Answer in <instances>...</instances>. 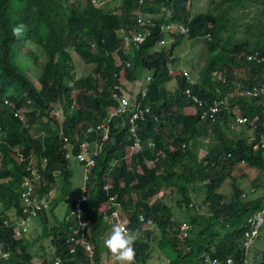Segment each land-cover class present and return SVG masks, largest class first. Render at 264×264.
<instances>
[{
  "label": "trees",
  "instance_id": "obj_1",
  "mask_svg": "<svg viewBox=\"0 0 264 264\" xmlns=\"http://www.w3.org/2000/svg\"><path fill=\"white\" fill-rule=\"evenodd\" d=\"M63 1L0 0V245L11 252L9 263L54 264V259L59 258V264H87L89 259L81 247H76L73 254L68 252L69 238H78L80 233L86 232V240L89 239L94 246L96 257L93 262L105 264L104 260L101 262L99 235L112 227L107 226L103 216H111L115 211H119V218L126 222L130 231L140 232V239L134 245L137 261L145 263L151 245L150 240L143 238L150 237L151 229H156L159 234L155 239L156 246L177 251L171 264H204V254L221 259L230 256L240 263L244 256L241 239L247 229V219L263 205L264 183L258 181L256 185L263 186V194L252 199L242 196L244 190L238 184H232L229 202L214 190L233 168L243 171L241 163L258 171L264 169V147H254L259 132L254 130L246 137L230 140L221 125H213L218 142L200 157L198 150L191 149L190 144L192 139L209 132V121L202 120L206 125L201 128L197 124L201 122L197 113L194 116L184 113V106L191 105L184 95L189 86L187 78L170 74L168 67L185 36L191 40L201 38L207 54L194 93L201 98L230 96L228 101L232 109L250 119L256 117L259 124L264 117V98L250 100L232 97V94L238 86L246 89L264 80V43L257 38L254 41L234 39L229 33L231 28L226 26L228 19L224 12L206 11L191 17L189 6L192 0H143L141 11L150 28L149 33L137 47L123 49L116 33L117 13L93 4L88 10L78 5H69L66 10ZM223 1L254 5L252 0ZM257 5L264 11V1ZM162 6L165 7L163 11ZM119 9L125 15V21L120 25L125 33H130L136 26L137 0H120ZM171 21L183 23L189 33L177 34L175 43L156 49L158 25ZM19 23L26 25V31L17 39L11 29ZM258 24L256 22L258 30L264 28L262 23ZM70 50L93 66V81L89 76L74 77ZM23 51L27 62L20 61ZM115 51L119 52L121 64L114 63ZM253 52L263 61L248 60V54ZM40 58L43 64L38 68ZM126 61L130 68L125 66ZM25 63L27 68H24ZM32 68H38L37 86L25 72ZM136 69L150 74L149 81L144 76L142 78L141 88L148 94L140 100L142 106H149L148 112L132 123L128 118L130 109L113 117L108 123L105 139L100 130H88L102 122L107 111L116 105L111 91L115 84L119 85L121 70L125 81L130 82L134 80ZM174 80L177 89L167 92L166 85ZM99 82L102 84L100 92H91L98 88ZM120 86L123 88V83ZM5 97L11 104H4ZM98 103L102 104L101 107L95 106ZM78 104L84 105L85 110L76 116ZM22 108L27 126L14 116L15 111ZM223 118L226 122L224 112L217 115L218 121ZM40 124H51L53 133L47 138L34 137L31 131ZM130 125H133L132 132ZM60 130L67 141L72 142L73 151H78L80 142L85 141L94 163L87 166L85 181L90 179V183L86 202L81 204L79 211L75 210L74 199L81 192L79 187L74 198L69 196L63 218L57 219L53 210L59 200L68 197L70 188L69 158L64 156L67 147L59 138ZM133 137L137 138L138 147L130 153L128 162L125 147H130ZM235 143L237 147H233ZM94 150L98 152L94 153ZM32 155L37 160L30 165ZM54 162L63 169V177L58 194L49 199L52 189L56 193L54 176L59 168H50ZM24 177L33 178L37 197L28 207L34 212L29 220V231L26 236H19L15 219L22 210L19 192ZM173 178L182 185L173 189ZM202 179L208 180L206 191L210 214L206 225L195 234L192 226L197 221L191 216L188 234L194 235L181 240L178 238L181 221L176 218L171 205L165 203L164 197L179 193L180 197H175L176 206L189 212L193 204L187 195V187L192 186L189 189L196 191L195 185ZM110 197H114L113 203H108ZM139 216L143 221L150 220L152 227L142 228ZM37 217L40 230L31 227ZM81 219L88 224L82 229L78 223ZM31 233L36 234L32 240ZM259 264H264V250Z\"/></svg>",
  "mask_w": 264,
  "mask_h": 264
},
{
  "label": "rangeland",
  "instance_id": "obj_2",
  "mask_svg": "<svg viewBox=\"0 0 264 264\" xmlns=\"http://www.w3.org/2000/svg\"><path fill=\"white\" fill-rule=\"evenodd\" d=\"M254 2V5L251 6V3L246 2L245 6L243 5H237L232 4L233 1H223V0H192L191 5L189 6L190 10V16L192 17L194 14L202 13L206 11H212V13L216 14L219 11L224 12L226 15V18L228 21L226 22V26H228L229 33L234 39L237 40H245L248 39L250 41H254L256 38L259 39L261 43H264V28L261 30H258L256 28V22L258 25L262 23L264 27V11H262V8L257 5L259 1L264 0H252ZM240 3V2H238ZM91 4L98 5L100 7H103L104 9H110L112 12L117 13L118 15V26L116 33L118 36H121L123 34V27H121V23L125 21V15L122 13L121 9H119L120 0H64L63 5L65 9L69 7V5H78L81 8L89 9L91 7ZM165 10V8H164ZM260 28V26H258ZM258 35L256 36V34ZM226 35V34H225ZM155 47V46H154ZM160 46H156V49H159ZM26 50V49H25ZM24 50V51H25ZM24 51L22 52V57L20 58V61L27 62V57L24 54ZM206 47L205 43L201 38H193L192 40L189 39L187 36L181 41L179 46L176 48L174 53V59L173 61L169 62V66L173 68V70L178 73L182 70H189L191 73V76L193 78L198 77V73L202 65L204 64L205 58H206ZM70 56H71V62L72 67L71 70L74 73L75 78L85 77L89 76L91 77V80L93 81V74H92V68L93 66L90 64H87L84 62L78 55H76L72 50H70ZM115 56V57H114ZM118 51L113 52V58L114 63L117 65L119 63L118 59ZM38 62V61H37ZM43 64V59L40 58L37 67H41ZM1 65V63H0ZM28 65L25 63L24 68H27ZM131 65L127 68H130ZM38 68H32L30 71L25 70L27 76L30 78V80L33 82L34 85L37 86L36 77L38 72ZM147 74L146 70L143 69H136L134 73V80L127 82L125 81V77L123 74V70L120 72V80H123V90L124 94L128 97L130 105L133 103V100H137V96L139 95V92L141 90H144L141 88L143 81V75ZM98 88L93 89L91 92L93 93H99L102 88L101 82L98 83ZM254 86V85H252ZM247 87L248 88H251ZM167 92H174L177 89V85L175 81H171L166 85ZM241 87H237L235 90V93L232 94L233 96L241 97L244 99H247L241 95V93L246 90ZM83 91V90H81ZM229 97H226L228 100ZM264 98V96H262ZM253 100V99H250ZM4 104H11V102L5 97ZM101 103L96 104V107H101ZM92 108V107H90ZM56 111H59V107L55 106ZM78 114L76 116H79L81 114V111L85 110L84 105L78 104ZM184 113L186 115H196L195 109L190 106L189 104L184 106L183 108ZM15 117H18L25 126H27L26 123V116L22 109H18L14 113ZM225 118H227V121L224 122V118L221 120H215V121H209V132L207 134H200L198 138L192 139V143L190 145L191 149H196L199 152V156L201 157L204 155L208 150H210L217 142L218 139L216 137L215 129L212 128L213 125L216 127L221 125V129L226 134V138L230 140H235L237 137H246L250 133L254 132L255 129L251 128L250 125H237L236 122L235 126H233V120L232 116L225 114ZM54 121V119H53ZM232 121V122H231ZM55 122V121H54ZM197 123V122H196ZM198 125H201L200 127L203 128L206 125V122L198 121ZM56 125V124H55ZM52 125L46 126L44 124L37 125L33 131H31L32 135L34 137H49L52 132ZM156 129L162 130V127H157ZM212 129V130H211ZM54 136V135H53ZM63 132L62 130L59 131V138L64 143L63 145L67 148H72V142H68L67 140H63ZM195 138V137H194ZM87 144V143H86ZM88 146V144H87ZM86 146V149H87ZM238 144H234L233 147H237ZM94 149V148H93ZM134 147L130 148L128 145L125 147V156L127 158V161L129 162L130 159V153L134 151ZM98 152V151H96ZM230 156H232V153H229ZM16 157L18 158V154L16 153ZM30 165L34 164L37 160V157L35 155L31 156ZM21 158V157H20ZM113 160V159H112ZM111 161L110 163H112ZM45 163V160L43 161V164ZM244 170L241 172H238L237 168H233L230 172L226 174V176L221 181L220 186H218L214 191L217 193H221L224 195L223 200L225 202H229L231 200V191H232V184H238V186L244 190V195L246 199L249 198H256L258 196H261L263 194V186H257L258 181L261 183H264V169L263 170H256L254 167L249 166L247 163H241L240 164ZM67 167L70 170V178H69V194L67 195L65 199L59 200L54 208V214L57 219H62L65 215L64 212L66 210V207L69 204V196H72L74 198L76 196V191L79 190V187L81 188V191L85 198H82L79 202V205L86 202L88 194H87V185L90 183V179L85 181V177L87 176L88 170L87 165L85 164V161H76L75 159H69L67 163ZM50 168H59L57 174H55L54 178L57 181L56 182V193L52 189L49 192V199L53 198V196H56L59 191V184L61 183V179L63 177V169L59 166L57 162H54L51 164ZM206 171V170H205ZM35 171L33 170V173ZM238 172V173H237ZM29 178V177H24ZM22 179V181H23ZM21 181V182H22ZM207 179H202L198 181V184L196 183L195 188L196 191H192L189 188L192 186L185 185L188 190V196L191 198V203L193 206H191V209L189 212L181 211L175 203V197H180L179 193H174V195H171V197H164L165 203L170 204L171 208H173V212L175 213L176 218L180 221L191 220V216L194 217L197 221L195 225L192 226V230L194 228V234L196 231L200 229V227L206 225L207 217L209 216L210 212L207 206V191H206V183ZM20 182V184H21ZM173 184L174 188L176 189L179 185H182L181 181L173 178ZM184 184V182H183ZM70 191V189H72ZM252 188H256L252 189ZM251 189V192H249ZM264 206V201L263 205ZM262 207L257 209L255 212L259 211ZM108 208V207H107ZM106 208V210H107ZM53 217L49 215V219H52ZM53 221V219L51 220ZM186 222V221H183ZM79 226L81 228H85L88 226L87 221H83L82 219L78 222ZM38 225V226H37ZM35 226L36 230H40L41 226L39 224V217L35 218L33 220V223L31 224V227ZM151 227V226H150ZM34 228V227H33ZM264 229V227H263ZM263 229L260 232L259 238L254 241L252 244L247 258L249 264H259L261 254L264 250V233ZM110 231V228H107L106 231H101V234L99 235V252L101 257V262L104 260L105 264H118V262L114 261L110 253H108L107 249L104 247L103 241L105 239V234ZM151 236L147 238H143L144 240H150L148 243L151 245L150 250L148 251V254H146L145 263H142L141 261H137L135 258V264H167L170 261L173 262L174 255L177 251L173 249H159L155 244V239L159 237V234L157 233L156 229H151ZM194 234H190V237H192ZM30 240H32L33 237L36 236V234L31 233L30 234ZM26 236V235H25ZM45 241V239H44ZM45 243V242H44ZM36 248V246L33 247V249ZM187 248V247H186ZM169 250L173 252H169ZM88 253H92V257L89 259L87 264H90L94 261V258L96 257L94 252V246L88 239ZM174 264H177L174 262Z\"/></svg>",
  "mask_w": 264,
  "mask_h": 264
},
{
  "label": "built area",
  "instance_id": "obj_3",
  "mask_svg": "<svg viewBox=\"0 0 264 264\" xmlns=\"http://www.w3.org/2000/svg\"><path fill=\"white\" fill-rule=\"evenodd\" d=\"M138 9L135 14V23L136 28L132 30L130 33H125L120 36L121 39V45L123 48H129V47H136L138 44H140L145 36L149 33V28L147 27L145 21L142 17V12L139 8L140 5H142V1L138 0ZM164 9V7H162ZM158 33L159 38L157 40L158 45H165L168 43H174L177 41V34H188L189 28L184 25L183 23L177 22V23H162L161 25H158ZM206 37L209 39V34L206 35ZM119 55V53H118ZM115 57V56H114ZM248 60H254L256 63H259L263 58L259 57L256 52L249 53L247 56ZM119 63L121 64L122 59L120 56H118ZM263 61V60H262ZM128 62H125V66H128ZM168 72L170 74L174 75H183L187 78V82L189 86L186 88L184 95L188 99L189 103L191 104L197 115L199 116L200 120H211L215 121L217 119V115L221 112H224V114L232 116L233 124L236 122L237 125H250L251 128L255 129L259 132V138L258 142L254 144V147L260 146L264 147V117L261 119V122L258 124L255 119H250L248 116L243 115L242 113H239L237 110H234L231 108L229 101L226 98L218 99V98H201L198 94L194 93V86L197 84L198 78H193L191 76V73L189 70H182L181 72L176 73L173 68L170 66L168 67ZM150 75L147 74L145 76V80L149 81ZM123 80H120L119 78V85L115 84L112 88L111 92V98L117 101V105L114 108H111L109 110L108 115H106V118L104 121L94 125L90 126L88 130H95L98 129L103 135V138L105 139L108 134V123L111 121L113 116H118L121 114H124L129 109L131 110L130 114L128 115L129 123H132V121L135 118H141L142 115L149 110V106L144 104L143 106L140 104V100L147 97V90H141L139 92L138 100H133V103L130 105L128 97L124 94V90L121 89L120 83H122ZM241 95L247 99H257L261 96H264V80L261 81L258 84H255L251 88H248L244 90ZM232 122V121H231ZM260 127V128H258ZM129 130L133 131V125L129 126ZM63 140L66 141V137L63 136ZM192 142V141H191ZM80 149L78 151H73L71 148H66L64 150V156L69 159H75L76 161H85V164L87 166H90L94 163V158L92 156V152L88 149H86V142L82 141L80 142ZM136 148L138 147V141L136 137H133V141L130 145V148ZM96 151L94 150V153ZM107 186H104L106 189ZM35 186L33 183V178H25L20 184V192H19V198L20 203L22 205L21 213L17 215L15 219V225L17 227L16 234L21 236L25 235L29 231V220L31 217L34 216V212H30L28 210V207L31 206L36 201V192H35ZM244 195V194H243ZM82 198H85L82 191L79 193L78 196L74 199V206L75 210H80L79 202ZM114 197H110L108 199V203H113ZM47 204L45 205V207ZM119 207V205H118ZM104 220L106 221L107 226H113V224L120 225L122 227L127 228L130 231V228L127 226L126 222L121 220L119 218V211H115L112 213L111 216L104 215ZM139 222H141L142 228H147L152 225L150 220L143 221L142 217H138ZM264 224V206L257 212H254L248 219H247V229L243 233V237L241 239V247L243 249V258L240 263H236L232 257L228 256L224 259L218 258V257H210L208 254L203 255V263L204 264H249L248 263V252L254 243V241L257 239L259 235L260 228ZM191 228V225L189 222H181L179 225V237L181 239H184L185 237H188V231ZM82 229V228H81ZM73 233L76 232V230H72ZM69 244L70 247L68 249V252L73 254L75 253L74 250L76 247H81L83 250V253L87 255L88 259L92 257V253H88V241L86 240V232L80 233V236L78 238H74L71 236L69 238ZM10 252L8 250H4L2 248V245H0V253ZM11 253V252H10ZM0 264H10L9 260H11V256L7 259H5L2 255H0ZM95 262V261H94ZM94 262H91L90 264H96ZM60 260L59 258L54 259V264H59Z\"/></svg>",
  "mask_w": 264,
  "mask_h": 264
},
{
  "label": "clouds",
  "instance_id": "obj_4",
  "mask_svg": "<svg viewBox=\"0 0 264 264\" xmlns=\"http://www.w3.org/2000/svg\"><path fill=\"white\" fill-rule=\"evenodd\" d=\"M141 1H142V5H143V0H141ZM137 2H138V0H137ZM142 5L139 6L140 10L142 9ZM137 9H138V4H137ZM161 10L163 11L164 9L161 8ZM142 17L144 20V13L143 12H142ZM134 18H135V16H134ZM134 22H135V20H134ZM145 23H146V21H145ZM163 23H167V22H163ZM168 23H177V22L171 21ZM161 24H159V25H161ZM135 25H136V23H135ZM135 28H136V26H135ZM25 31H26V25L23 23L16 24L11 29L12 35L14 37H16L17 39L21 38L25 34ZM123 32H125V31H123ZM118 37L120 38V36H118ZM170 44H173V43H168L165 45H170ZM157 45L158 44L156 43V46ZM165 45H158V46H165ZM129 48H123V49H129ZM147 74H149V73L147 72ZM145 76H144V78H145ZM121 89H122V87H121ZM105 118L103 119V121L105 120ZM250 192H251V190H250ZM242 196L245 197V195H243V194H242ZM181 222H183V221H181ZM263 226H264V224L260 228L259 235H260V232L262 231ZM151 227H149V228H151ZM179 232H180V229H179ZM178 235H179V233H178ZM259 235H258L257 239L259 238ZM178 238L181 239L179 236H178ZM138 239H140V232L139 231H129L125 227H122V226L117 225V224H113L110 231L105 234V239L103 241V244H104V247L107 249V251L112 256V258L114 259V261L118 262V264H135V248H134V245ZM0 255H2L5 259H7L11 256V253L5 252V253H0Z\"/></svg>",
  "mask_w": 264,
  "mask_h": 264
},
{
  "label": "crops",
  "instance_id": "obj_5",
  "mask_svg": "<svg viewBox=\"0 0 264 264\" xmlns=\"http://www.w3.org/2000/svg\"><path fill=\"white\" fill-rule=\"evenodd\" d=\"M145 75H146V74H145ZM145 75H143V76H145ZM174 81L176 82V80H174ZM111 92H112V91H111ZM113 100H114V99H113ZM116 105H117V101H116ZM116 105H113L111 108H114ZM111 108H110V109H111ZM110 109H109V110H110ZM109 110L107 111V115H108V113H109ZM113 117H116V116H113ZM110 229H111V228H110ZM108 253H109V252H108Z\"/></svg>",
  "mask_w": 264,
  "mask_h": 264
}]
</instances>
